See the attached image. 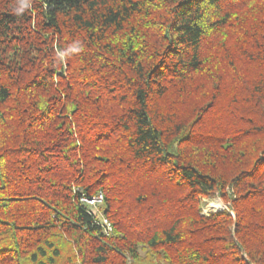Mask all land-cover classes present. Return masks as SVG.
Listing matches in <instances>:
<instances>
[{
	"label": "trees",
	"instance_id": "16d2710c",
	"mask_svg": "<svg viewBox=\"0 0 264 264\" xmlns=\"http://www.w3.org/2000/svg\"><path fill=\"white\" fill-rule=\"evenodd\" d=\"M0 264H264V0H0Z\"/></svg>",
	"mask_w": 264,
	"mask_h": 264
},
{
	"label": "rangeland",
	"instance_id": "374dc122",
	"mask_svg": "<svg viewBox=\"0 0 264 264\" xmlns=\"http://www.w3.org/2000/svg\"><path fill=\"white\" fill-rule=\"evenodd\" d=\"M101 203L102 201L94 205H90V206L92 210L97 214L98 218L104 219L105 217L102 216V214H99V211H100L99 205ZM222 209H227V204L223 202V200L217 194H214L211 197H205L202 199V212L203 213H208V212L222 210Z\"/></svg>",
	"mask_w": 264,
	"mask_h": 264
},
{
	"label": "built area",
	"instance_id": "2783aa9c",
	"mask_svg": "<svg viewBox=\"0 0 264 264\" xmlns=\"http://www.w3.org/2000/svg\"><path fill=\"white\" fill-rule=\"evenodd\" d=\"M102 199L103 198H102V194L101 193H98L97 195H95V196H93L91 198H88V199L87 198H82V200L85 201L89 205H94L96 203H99V202L102 201ZM99 220L105 225V227L107 229H110V223H109V221L106 218H104V219H100L99 218Z\"/></svg>",
	"mask_w": 264,
	"mask_h": 264
}]
</instances>
